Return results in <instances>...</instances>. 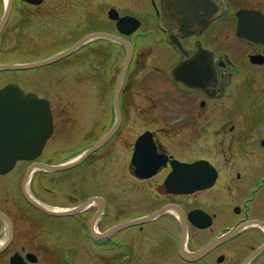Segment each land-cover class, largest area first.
Returning <instances> with one entry per match:
<instances>
[{
  "label": "flooded vegetation",
  "instance_id": "1",
  "mask_svg": "<svg viewBox=\"0 0 264 264\" xmlns=\"http://www.w3.org/2000/svg\"><path fill=\"white\" fill-rule=\"evenodd\" d=\"M9 1L0 0V24L10 10L0 35V61L33 53L54 37L62 41V49L57 51L81 41L62 64L77 67L85 115L89 116L92 109L96 112L90 140L101 139L117 125L110 140L89 157L86 169L94 174L98 169L125 172L127 176L117 181L125 184L132 205H123L125 208L118 212V187L109 199L96 190V178L72 193L66 188L68 203L103 196L106 229L167 205L174 209L122 230L131 234L128 241L117 240L121 232L116 233L108 250L103 249L107 244L91 237L92 216L88 211L49 217L46 224L32 219L30 228L22 231L26 236L21 241L18 224L26 219V212L18 210L15 216L0 204L14 224L12 241L0 242V264H13L15 255L27 264H70L78 254L74 252L70 258L73 250H68L69 240L92 245L98 257L102 252H115L110 260L114 264L117 252L134 264L138 252L148 264H264V124L259 125L260 146L249 149L240 148L252 139L241 124L236 134L241 135V141L232 138L230 143L225 133L229 102L236 98L245 104L253 97V106L264 105V0H219L222 15L202 32L188 34L165 22L161 0H127L123 5L109 0H11V7ZM121 17L129 20L120 25ZM96 33L117 39H87ZM231 46L236 51H231ZM4 74L0 72V76ZM53 74L54 70L50 79ZM239 113L241 123L242 108ZM82 124L85 130V122ZM234 128L231 126L230 131ZM215 138L220 139L221 147L215 146ZM232 144L238 151L237 168L225 162V157L234 153ZM58 154L64 152L54 157ZM200 160L210 162L217 171L213 187L186 194L168 189L167 180L177 167ZM15 203L17 206L19 201ZM127 208L131 212L123 217ZM197 210L211 216V221L200 219L198 223L210 225L194 224L197 217L192 221L190 214ZM98 227L105 229L102 224ZM3 230L0 220V240ZM67 230L71 231L68 235ZM144 240L155 241L158 249L142 255L138 243ZM133 242L138 250L129 253L127 245Z\"/></svg>",
  "mask_w": 264,
  "mask_h": 264
},
{
  "label": "rangeland",
  "instance_id": "2",
  "mask_svg": "<svg viewBox=\"0 0 264 264\" xmlns=\"http://www.w3.org/2000/svg\"><path fill=\"white\" fill-rule=\"evenodd\" d=\"M55 2H62V0H54ZM113 1L114 3L117 2L118 5H123L122 3L128 4L127 0H109V2ZM105 3V2H104ZM106 4V3H105ZM74 17H71V20ZM56 29H54L55 33ZM230 40L233 39L232 33L230 32ZM48 45L45 47H36V51L33 53H23L20 58H18L20 61H34L38 59H44L47 58V56L51 55L53 52L62 49V41L60 38L54 37L51 41L46 42ZM231 51H236L234 48L231 46ZM12 58H9L11 60ZM4 61V59H2ZM73 60H69L72 64ZM75 61H78L75 60ZM74 61V62H75ZM62 62H58L54 64L53 66H49L48 68L44 69H38L34 72H27V73H20V75L15 76L13 74H5V76H0V87L4 85L9 80H14L19 85L25 90V91H33L37 93L40 96L46 97L51 101L52 104V109L55 114V133L53 137L50 139L49 143L44 149L43 155L41 160H45L49 158H54L58 159L61 157V154L58 155V157H54V154H57V152L62 153L64 152L65 157H70L74 153V150H77V148L83 149L84 145L86 142H91V138L93 139V136L91 135V131L93 132V125H95L92 120H94V117L96 118V112H94V109H92V113H90L89 116L85 115V103L83 101V97L81 95L82 91L80 88V83L77 81V67L74 69L70 68L69 66L66 67L67 65L61 64ZM61 64V65H60ZM70 64V66H71ZM60 66V68H56L57 66ZM64 67V69H63ZM51 68H55V74L51 79L49 77V70ZM43 70V71H40ZM38 72V73H37ZM37 73V74H36ZM52 74V73H51ZM56 75V76H55ZM52 78L54 79H59L60 81H56V84H52ZM264 82V80H263ZM262 82V83H263ZM253 97H250L245 104H242L239 100L231 101L227 104V113L229 112V119L225 125V133L226 136L229 140L230 143L232 141V138H234V141H241V135L239 137L237 136L239 132V126L241 124V127H244V132L245 134L252 138L251 140H247L246 144L243 143V145H240V148L243 149H249L254 146H260L259 140L261 139L262 132L259 129V125L262 126L264 124V118H263V112H264V105L261 103H257L256 106H253ZM242 108V111L244 113V117L241 118V123L239 119V110ZM232 113V114H230ZM85 116V117H84ZM88 118V119H86ZM82 122H85L86 124V129L82 130L84 128ZM235 126L234 131H230V127ZM89 127V128H88ZM254 129L256 130V133H252ZM91 130V131H90ZM85 131V134L83 135L82 132ZM237 134V135H236ZM255 135V137H254ZM246 136V137H247ZM245 137V138H246ZM254 137V139H253ZM243 137V139H245ZM220 139L215 138V146H222L221 142L219 143ZM217 143V144H216ZM59 145L58 147L54 148L55 146ZM218 145V146H217ZM231 145V144H230ZM225 147H228L225 145ZM233 149L231 150L234 152L233 154H229L225 157V162L228 163H233V165L237 168L238 167V151L236 150L235 145L232 144ZM79 149V151L81 150ZM78 152V151H77ZM63 156V157H64ZM233 157V162H230ZM22 163L18 164V169L15 171L14 174H10L7 176H1L0 177V204L2 205L3 209L12 212L13 215L17 216L18 215V210L23 209L26 211V218H22L20 221L21 223L18 224L19 227H21L20 232L25 231L26 229L30 228L29 222H31L32 217L36 216L35 213L32 212V208L30 209L29 206L26 204L24 200H22L21 192H20V180L18 177V173L23 170L22 169ZM96 165V164H95ZM24 166V165H23ZM96 167V166H94ZM97 168V167H96ZM98 169V168H97ZM91 170V169H90ZM73 171H70L66 173L64 176H67L69 173ZM91 176V173H89ZM96 175H97V180L95 185H97L96 190L100 192V194H105L109 199L113 198V191L116 187H118L120 193V198L118 200L119 203V208L118 212L122 211L125 207H122L123 205H132V203H129L128 198H124L122 194H126L128 191L124 189L126 186L124 183H120L117 181L120 178H125L126 173L123 171H108L104 173L100 171L99 169L96 170ZM14 178H13V177ZM22 176V174H21ZM20 176V177H21ZM63 176V177H64ZM73 175L69 176V179L72 178ZM127 176V175H126ZM57 177L60 178L61 175L57 174H45V176L42 175V183L44 184L46 178L47 183L44 187V189L41 188V192H43V195H47L48 197H53L58 200H67L66 196L61 193L57 192V186L52 184L53 179ZM76 177V176H75ZM18 178V179H17ZM91 179L90 178H85V181L82 183L79 181L76 183V186L78 187L79 185H84L85 183L91 184ZM65 187L64 185L59 184V188L62 189ZM48 189L54 191L48 192ZM133 189H136L134 187ZM68 191V190H67ZM56 192V193H55ZM74 192V190H73ZM85 192H82L84 195ZM82 195V196H83ZM78 199V197H77ZM15 200L19 201V204L16 206ZM29 211V212H27ZM94 212V209L92 210ZM124 213L122 214L123 217H127L129 213L131 212L130 209H125L123 211ZM24 214V213H23ZM122 219V218H121ZM28 221V222H26ZM67 226H71L70 220H66ZM103 225H106V222L103 221ZM146 234L151 237L148 233L150 232V229L146 230ZM67 235L71 233L70 230H67ZM25 232L21 233V241H24L26 235L24 234ZM83 235V233H81ZM136 234V233H135ZM28 235V233H27ZM164 237V235H162ZM131 238V234L127 235L126 231L121 232L118 234L116 237L117 240H125L128 241ZM69 246L68 250L72 249L73 251L70 253V258H72V255L77 253V259H79V264H114L110 263V259L115 258V252H109L108 254H100L98 257L97 252L95 253L93 250H96L92 245L89 244H84L82 241L79 240H69ZM75 243V244H74ZM74 244V245H73ZM139 247L141 252L143 253L142 255H149L153 250L158 249L156 242H150V241H142L139 242ZM75 246L77 247V250L74 251V248L72 247ZM127 251L131 253L132 249L138 250L136 243L133 242L132 245L128 244L127 245ZM125 252V251H124ZM117 262L115 264H134V262H128V257H122L119 252H117ZM135 264H144L142 262H146L145 260L142 259V256L138 252L137 256L135 257ZM147 263V262H146ZM72 264V262H70ZM148 264V263H147ZM150 264V262H149Z\"/></svg>",
  "mask_w": 264,
  "mask_h": 264
},
{
  "label": "water",
  "instance_id": "3",
  "mask_svg": "<svg viewBox=\"0 0 264 264\" xmlns=\"http://www.w3.org/2000/svg\"><path fill=\"white\" fill-rule=\"evenodd\" d=\"M161 9L165 22L171 27H177L181 33L185 34L194 31L202 32L211 22L218 19L222 14V8L218 0H161ZM5 19L0 25V33L5 25ZM126 20H129V17L121 18L119 24L121 25L123 21ZM92 37L115 38L106 33H97L89 36L87 39ZM80 44L81 41L77 42L70 49L45 60L21 65H0V70H25L46 66L65 58L74 52ZM128 60L129 58L127 59L125 67ZM116 126L102 139L72 161L57 165H50L41 162L33 163L27 170L24 186L27 184L28 179L35 169L53 172L66 170L80 164L85 158L115 134L117 129ZM53 128L51 106L46 98L39 97L34 92H25L20 86L14 83H10L0 89V174L10 172L19 160H36L42 154L48 139L53 133ZM217 177V171L214 166L208 161L200 160L190 165L182 164L181 167H177L176 171L168 178L167 187L170 191L179 194L193 193L195 191L212 187L215 184ZM24 193L32 205L44 213L54 216L73 215L84 210L93 200L98 203H101L102 201L101 198L95 197L87 200L84 204L78 207L63 211H54L46 205L37 202L25 189ZM171 207L173 206H167L152 215L116 225L103 234L95 233L92 228V236L94 239L105 238L130 225L142 224L150 221L169 210ZM100 213L101 205L97 215L91 222L92 227L95 226V222ZM0 217L4 219L7 224V242H10L13 238L12 221L2 211H0ZM194 217H197L196 221H193L192 218ZM190 219L198 226H208V222L211 220L208 214L198 210L190 214ZM200 219L207 220L208 222L201 225L198 223ZM183 226H185V224ZM231 234L232 233H230V235ZM16 261H18V259ZM15 264H18V262H15Z\"/></svg>",
  "mask_w": 264,
  "mask_h": 264
}]
</instances>
